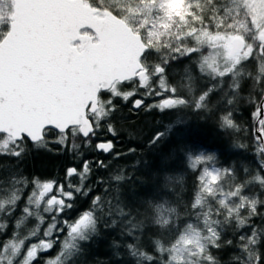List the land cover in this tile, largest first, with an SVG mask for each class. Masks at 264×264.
Returning <instances> with one entry per match:
<instances>
[{
  "label": "snow or ice",
  "instance_id": "6c2138e0",
  "mask_svg": "<svg viewBox=\"0 0 264 264\" xmlns=\"http://www.w3.org/2000/svg\"><path fill=\"white\" fill-rule=\"evenodd\" d=\"M238 2L243 8L236 14L248 13L251 24L244 28L251 35L225 48L237 66L257 64L255 74H246L252 81L248 128L236 115L244 100V77L235 78V69L215 75L204 70L209 53L197 46L206 38L201 35L204 18L196 15L191 0H0V157L12 164L0 176V237H6L0 239V264H40L42 259L43 264H77L101 224L106 230L120 228L123 239L114 244L129 259L119 264H264V3L232 0ZM245 43L247 53L241 47ZM185 58H195L202 83L220 86L199 88L189 65L174 81L169 68ZM226 78L229 86L222 89ZM119 101L136 114L191 110L214 117L241 151H248L242 141L251 135L256 167L221 166L214 153L187 152L186 165L197 174L191 215L155 205L156 225L175 236L167 244L152 239L148 248L140 240L146 225L137 219L139 209L121 199L119 186L134 179L123 169L110 177L104 195L95 196L89 180L94 167L109 168L103 159L73 162L64 182L20 173L29 144L71 154L73 161L84 149L117 160L133 154L135 148L117 150L119 132L112 121ZM170 130H158L149 145H158ZM78 197L91 202L72 216ZM142 203L153 206L150 199ZM165 213L170 215L161 222ZM33 219L36 225L25 231ZM10 220L15 224L9 234ZM233 226L234 238H225ZM57 247L54 257L44 258Z\"/></svg>",
  "mask_w": 264,
  "mask_h": 264
},
{
  "label": "trees",
  "instance_id": "16d2710c",
  "mask_svg": "<svg viewBox=\"0 0 264 264\" xmlns=\"http://www.w3.org/2000/svg\"><path fill=\"white\" fill-rule=\"evenodd\" d=\"M247 49L248 43H246L245 50ZM262 58L264 60V57ZM150 59L154 60L155 57H150ZM184 62L185 59L172 63L169 71H181L185 67ZM255 71H257V64L249 62L232 73L237 79L244 77L241 83V88L244 90L240 93L244 100L241 99L240 111L236 115L238 122L245 128L250 127L252 123L250 113L253 110L246 102L249 92L252 91V81L247 78L246 74L248 72L255 74ZM203 79L198 73L196 83L201 89L208 83H217L220 86L218 81L202 83ZM229 83L230 81L226 78L221 86L222 89H227ZM129 109L130 104L119 101L118 110L114 114L112 122L119 132L117 150L126 152L129 148H135L136 151L133 154L122 156L117 160L84 149L82 150L83 156L73 161L71 154L44 149L37 150L29 144V152L20 165L19 171L29 179L39 177L42 180L64 182L65 169L73 162L79 163L84 158L103 159L106 163H110L109 168L105 170L94 167V172L89 180L93 187L92 195L95 196L104 195V189L112 184L110 177L115 175L119 169H123L126 175H131L134 179L132 182H125L119 186L121 199L129 207L139 209L137 219L143 220L146 225L140 240L142 246L148 248L153 246L152 239H160L167 244L175 236L173 230H161L156 225L155 220L158 215L155 205L163 204L165 208H175L176 213L182 217L186 214L191 215L190 205L195 193L197 174L186 165L185 154L187 152L215 153L219 165H233L237 168L246 166L254 169L256 160L251 155V135L242 141L249 144L248 151H241L233 146V137L218 128L214 117L201 116L191 110H186L182 113L185 115L184 123H177V114L175 113L158 115L140 112L136 114L130 112ZM166 128L171 129L168 135L158 145L150 146L148 143L150 137L158 130L163 131ZM11 166V161L7 157H0V176H3ZM71 179L74 184L79 183L77 177ZM98 179L108 181V184H98ZM115 187L112 185L113 190ZM255 190L253 189V191ZM111 194L112 192L109 193V195ZM147 199L152 200V207L142 203ZM90 202V198L78 197L76 209L71 215L75 216L78 212L88 208ZM127 210L126 208L125 211ZM181 222L183 223V220ZM36 223L37 221L34 219L30 220L25 231L34 227ZM14 224L15 220L9 221V234ZM233 229L234 226L227 229L225 238H234L232 236ZM4 238L6 237H0V239ZM122 239L119 227L106 230L101 224L93 239L84 245V252L77 258V264H119L121 260L127 262L129 258L126 255V250L122 246L114 244V241H122ZM57 252L58 247L47 253L44 258L54 257ZM224 260H227V256H224ZM40 264H43V259Z\"/></svg>",
  "mask_w": 264,
  "mask_h": 264
},
{
  "label": "rangeland",
  "instance_id": "374dc122",
  "mask_svg": "<svg viewBox=\"0 0 264 264\" xmlns=\"http://www.w3.org/2000/svg\"><path fill=\"white\" fill-rule=\"evenodd\" d=\"M191 2L196 15L204 18V29L201 35L206 38L197 45L198 47L206 48L209 53L208 60L204 63V70L210 75H215L222 71H231L232 69H235L236 71L238 68L242 67L243 64L237 66L235 60L228 56L225 45H228L232 38L236 36L251 35L250 33H247L244 28L245 24H251V21L248 19V13L241 10L239 15L236 14V10L238 8L242 9L243 5L239 2L237 4H233L232 0H191ZM251 2L259 4L264 3V0H251ZM199 24L200 21H196L197 27H199ZM213 25H222V27L217 29L213 27ZM237 29H239V31H237ZM225 35H227L228 39L223 38ZM256 35L259 36V34ZM212 36L217 37L215 43H212L211 41ZM162 39L167 40L168 38L163 37ZM248 51L249 48L244 52L247 53ZM193 59L195 58H185L184 64L185 66H190L191 74L197 78L199 70L197 64L192 63ZM237 59L242 60L243 56L241 55L237 57ZM261 61L264 62L262 57ZM209 64H211V68L209 67ZM184 68L185 67H183L181 71H169V76L175 81L179 78L178 75L184 70ZM213 70H215V72ZM175 114H177V121L181 118L183 120L185 119L184 114ZM206 206L207 205L205 203V207ZM169 215V213H165L164 217L160 218L161 221L164 218H168Z\"/></svg>",
  "mask_w": 264,
  "mask_h": 264
},
{
  "label": "water",
  "instance_id": "95a60500",
  "mask_svg": "<svg viewBox=\"0 0 264 264\" xmlns=\"http://www.w3.org/2000/svg\"><path fill=\"white\" fill-rule=\"evenodd\" d=\"M241 37H242V36H236V37L232 38L231 42L234 43V44H236V45H240ZM241 47L243 48V50H245V48H246V43L243 44V45H241ZM230 58H231V57H230Z\"/></svg>",
  "mask_w": 264,
  "mask_h": 264
}]
</instances>
